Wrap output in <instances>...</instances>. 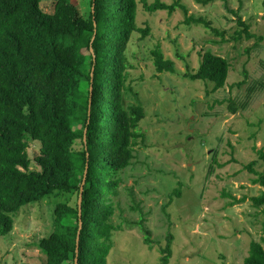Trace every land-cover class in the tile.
<instances>
[{
	"label": "rangeland",
	"instance_id": "obj_1",
	"mask_svg": "<svg viewBox=\"0 0 264 264\" xmlns=\"http://www.w3.org/2000/svg\"><path fill=\"white\" fill-rule=\"evenodd\" d=\"M137 1L136 25L150 31L144 38L139 32L130 38L123 94L125 106L144 109L138 126L144 137L136 140L135 157L121 172L118 195L112 197L117 230L108 264H161L159 246L168 234L173 235L168 264H240L252 241L264 245V206L255 207L251 200L264 187L254 184L257 175L245 168L264 147V0H162L183 5L187 16L202 17L209 28L185 24L178 6L171 14L150 13ZM54 2L42 0L41 7L52 12ZM74 2L87 18L91 0ZM232 10L262 39L233 40L239 27ZM157 46L175 62V73L156 72L151 51ZM205 51L229 62L220 89L184 76L198 68ZM231 101L236 112L230 110ZM27 150L33 159L39 143L29 140ZM254 168L264 172L260 161ZM179 187L181 196L168 204L169 194ZM75 199V194L61 195L22 207L11 232L0 235L3 263L44 264L37 243L53 228V207L62 201L75 204ZM140 219L152 243L144 241Z\"/></svg>",
	"mask_w": 264,
	"mask_h": 264
},
{
	"label": "trees",
	"instance_id": "obj_2",
	"mask_svg": "<svg viewBox=\"0 0 264 264\" xmlns=\"http://www.w3.org/2000/svg\"><path fill=\"white\" fill-rule=\"evenodd\" d=\"M41 1L0 0V235L11 232L14 215L25 205L75 194V204L56 202L53 228L37 243L44 264H75L76 257L77 264H108L117 230L112 197L118 195L121 172L135 157L136 140L144 137L138 130L143 107L124 104L129 74L124 53L133 33L144 38L150 28L136 25L137 0H91L87 18L74 0H55L52 12L44 11ZM141 2L150 13L171 14L178 6L186 14L185 24L210 27L202 17L187 16V9L176 2ZM231 12L239 27L233 40L262 39L237 10ZM151 56L156 72H176L175 62L159 46ZM229 67L226 58L205 51L198 68L184 76L209 81L217 90L225 86ZM230 110L237 111L233 101ZM29 140L39 143L33 159ZM256 155L245 168L257 175L253 183L264 187V172L254 168L258 161L264 164V147ZM180 196L181 188H175L168 204ZM251 200L255 207L264 206V190ZM137 224L144 241L152 243L143 220ZM172 241L168 234L166 244L159 246L161 264L170 260ZM240 264H264V245L252 241Z\"/></svg>",
	"mask_w": 264,
	"mask_h": 264
},
{
	"label": "water",
	"instance_id": "obj_3",
	"mask_svg": "<svg viewBox=\"0 0 264 264\" xmlns=\"http://www.w3.org/2000/svg\"><path fill=\"white\" fill-rule=\"evenodd\" d=\"M91 51H93V49L91 48ZM92 90V88H91ZM86 174H87V165H86V169L84 171V176H83V181H82V184H81V188H80V194H79V199H78V210H79V216H81V202H82V191H83V185L85 183V179H86ZM81 228V222H80V226H79V229ZM79 233L80 231L78 232V236H77V242H76V252H78V248H79ZM75 264H77V257L75 259Z\"/></svg>",
	"mask_w": 264,
	"mask_h": 264
}]
</instances>
